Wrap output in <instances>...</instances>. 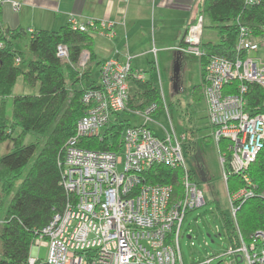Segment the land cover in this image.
Listing matches in <instances>:
<instances>
[{"label":"built area","instance_id":"built-area-1","mask_svg":"<svg viewBox=\"0 0 264 264\" xmlns=\"http://www.w3.org/2000/svg\"><path fill=\"white\" fill-rule=\"evenodd\" d=\"M6 2L18 9L17 1L0 0V4ZM68 21L72 30L103 33L108 37L115 34L112 20L80 21L72 17ZM203 24L204 15L199 14L187 26L183 41L175 50L196 56L199 68L205 56L202 94L212 128L210 136L216 150L221 139L228 142L229 169L242 174L247 184L231 195L226 193L228 217L236 228L238 244H229L222 254L213 253L184 263L180 227L186 213L203 205L205 198L184 160L187 134L178 135L171 127V130L163 128L162 136H157L147 126L152 120L151 113L158 108L156 103L134 111L144 123L124 129L119 151H93L78 145L83 137L99 136L120 112L130 110L127 108L129 78L144 80L146 77L143 72L132 70L129 56L124 61L113 57L100 64L97 84L82 93L84 113L76 121L74 135L65 142L58 160L63 186L70 198L63 210L54 213L37 232L28 264H212L215 258L218 263H226L220 258L223 254L246 264H264V231L257 230L249 240H244L235 217L238 205L254 195L246 170L264 144V112L250 114L244 99L250 83L264 88V60L251 53L259 44L264 46V37L257 40L247 27L240 25L236 49L247 54L232 61L205 53ZM55 55L68 60V46L58 43ZM89 60L90 54L83 49L76 66L82 70ZM233 82L238 83L237 94H224L223 88ZM164 108L167 112L165 103ZM218 155L222 177L226 180L224 156L220 150ZM155 164L183 169L180 194L175 195L170 184L144 181L142 174ZM215 229L220 235L219 229ZM42 245L47 248L43 261L38 257Z\"/></svg>","mask_w":264,"mask_h":264},{"label":"trees","instance_id":"trees-1","mask_svg":"<svg viewBox=\"0 0 264 264\" xmlns=\"http://www.w3.org/2000/svg\"><path fill=\"white\" fill-rule=\"evenodd\" d=\"M200 14L208 15L210 28L215 29L219 37L214 42L203 41L202 48L206 54H216L232 61L238 56H245L246 51L239 52L236 49L240 25L247 27L255 39L264 37V0H203ZM203 26V29L206 28ZM25 33L27 31L23 28L0 27V97L12 93L18 76L31 86L37 84L38 90L36 94L14 95L10 118L4 114L3 105L0 106V144L10 141L11 148L0 155V187L3 195L7 196L0 205V264H28L30 247L37 232L54 213L62 211L69 200L58 160L65 142L74 135L76 121L84 113L86 106L81 99L82 93L97 84V73L103 62L98 61L92 50L93 33L72 30L67 23L55 30L28 31V49L37 57L26 61V69L22 70L18 65L22 58L16 54L13 40ZM58 43L68 46V60L55 55ZM83 49L90 54V60L88 66L81 70L76 63ZM204 59L205 56L201 58L199 68L201 81L193 85L191 90L192 99L196 101L201 99L199 91L203 87ZM152 71H155V67L151 64L147 74L143 72L146 74L144 80L129 78L127 108L130 110L142 109L150 103H156L159 108L164 102L154 85ZM222 92L237 94L238 83L228 84ZM244 99L250 114L264 112L262 86L250 83ZM130 125L129 120L116 118L99 136L83 137L78 145L93 151L117 152L122 148L124 129ZM28 133L38 135V140L25 143ZM185 147L186 144L184 151ZM227 147L228 142L221 139L218 150L224 156V172L227 175L226 180L223 177L222 180L226 193L231 195L247 184L242 174L229 169ZM253 160L246 171L254 195L239 204L235 214L237 227L244 240H249V236L257 230L264 231V144ZM25 166L27 168L24 170ZM197 170L205 173L198 163L195 174ZM183 172L181 167L155 164L142 176L148 184H170L176 195L183 189ZM189 174L198 185L194 170L190 169ZM204 176L207 179L206 173ZM219 217L228 245H237L236 228L228 214L222 211Z\"/></svg>","mask_w":264,"mask_h":264},{"label":"rangeland","instance_id":"rangeland-1","mask_svg":"<svg viewBox=\"0 0 264 264\" xmlns=\"http://www.w3.org/2000/svg\"><path fill=\"white\" fill-rule=\"evenodd\" d=\"M204 21L205 15H204ZM28 25L23 26L27 31ZM213 32L210 28H204L203 37L208 32ZM213 34H216L213 32ZM30 34L25 33L20 38L13 40V46L16 54L22 58L19 68L26 69V61L34 59L37 54H33L28 49V41ZM202 37V38H203ZM260 36L259 38H261ZM257 37L256 39L259 40ZM205 40V38H203ZM259 48L251 51L255 55L264 60V46L259 44ZM185 64L183 69L179 72L180 82L177 90L172 84L171 77L173 70L176 68L173 63H170L167 70L161 68L158 72L155 70L152 73V78L157 91L164 98L166 109L163 107L164 102L159 108L152 112L150 115V122L147 126L154 131L157 136H162L163 128L171 130L175 129L178 135L187 133V141L184 152V160L188 168L196 170L197 163L203 167L204 172L207 174V179L202 181L199 175L196 177V182L203 192L205 203L199 208L189 211L184 216V221L180 227V251L182 253L184 263H190L192 260H197L213 253L222 254L228 246V240L224 235L222 228V219L219 217L223 211L226 215L229 213V206L225 185L222 180L221 162L219 161L218 150H216L213 139H211L208 117L207 105L202 94L200 87L199 95L202 100L192 99L193 85L200 83V72L197 57L194 55H184ZM173 66V67H172ZM12 93L4 96L0 105H3L4 114L10 118L12 109V99L14 95L36 94L37 84L31 86L18 76L12 88ZM162 92V93H161ZM119 119L129 120L131 125H139L144 123L142 117L132 110L120 112ZM38 140V135L28 133L26 135V142H35ZM10 150V141H4L0 144V155H4ZM28 165V164H27ZM27 166L24 167V170ZM196 175V174H195ZM7 196L3 195L0 187V205L6 200ZM220 230V235L216 233V229ZM47 254L45 245L39 247L38 257L43 261ZM221 260L230 264H246L244 261L234 260L233 257L223 254ZM218 258L212 261L216 264Z\"/></svg>","mask_w":264,"mask_h":264},{"label":"crops","instance_id":"crops-1","mask_svg":"<svg viewBox=\"0 0 264 264\" xmlns=\"http://www.w3.org/2000/svg\"><path fill=\"white\" fill-rule=\"evenodd\" d=\"M13 1L19 3L17 10L10 2L0 4L1 28H23L27 24V31L30 29L33 32L58 29L69 23L72 17L80 21L89 18L112 20L115 22L112 37L103 33L92 34V50L98 61L113 57L124 61L129 56L132 70L147 74L151 64L157 72L161 68L167 70L173 62L178 67V73L183 69L185 54H179L175 47L180 45L187 26L201 13L203 0ZM203 15L206 20L204 25L210 28V18ZM211 30L216 33L215 29ZM213 32L206 33L205 37L202 35L205 38L202 40L217 41L219 37ZM3 98L0 97V101Z\"/></svg>","mask_w":264,"mask_h":264},{"label":"flooded vegetation","instance_id":"flooded-vegetation-1","mask_svg":"<svg viewBox=\"0 0 264 264\" xmlns=\"http://www.w3.org/2000/svg\"><path fill=\"white\" fill-rule=\"evenodd\" d=\"M179 81H180V75L178 74V78H177V80L174 82V79H173V81H172V83H174L175 84V86L177 87L179 84ZM203 171H201V170H197V173H196V176L197 175H199V178H201V179H204V174L205 173H202Z\"/></svg>","mask_w":264,"mask_h":264},{"label":"water","instance_id":"water-1","mask_svg":"<svg viewBox=\"0 0 264 264\" xmlns=\"http://www.w3.org/2000/svg\"><path fill=\"white\" fill-rule=\"evenodd\" d=\"M178 74H179L178 73V67L176 66V68L173 70V76L171 77V80L173 81V79H174V82H175L177 80V78H178ZM174 88L177 89V87L175 86V84H174ZM205 179L206 178L204 177V179H202V181H205Z\"/></svg>","mask_w":264,"mask_h":264}]
</instances>
